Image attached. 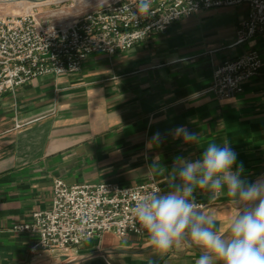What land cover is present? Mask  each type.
<instances>
[{
    "label": "crops",
    "instance_id": "crops-1",
    "mask_svg": "<svg viewBox=\"0 0 264 264\" xmlns=\"http://www.w3.org/2000/svg\"><path fill=\"white\" fill-rule=\"evenodd\" d=\"M249 11L201 10L130 51L90 56L76 75L44 76L0 97V264H195V247L159 253L148 236L112 233L34 258V235L13 226L50 208L56 179L135 186L152 176L165 192L176 158L195 160L210 141L236 151L248 182L264 177V35L232 46ZM251 51L262 68L243 93H210L216 66ZM180 125L201 143L174 138ZM194 195L227 233L237 214L231 198Z\"/></svg>",
    "mask_w": 264,
    "mask_h": 264
},
{
    "label": "built area",
    "instance_id": "built-area-1",
    "mask_svg": "<svg viewBox=\"0 0 264 264\" xmlns=\"http://www.w3.org/2000/svg\"><path fill=\"white\" fill-rule=\"evenodd\" d=\"M137 3L119 0L57 22L34 12L0 16V97L44 76L76 75L90 56L130 51L201 10L247 4L249 15L240 24L232 46L264 35V0H152L147 16L138 13ZM261 68L257 51L226 60L216 66L209 92L220 100L233 99ZM157 189L161 191L152 176L135 186L69 185L56 179L50 208L33 213L32 222L16 224L13 230L34 235L30 254L39 259L106 233L118 238L145 237L148 235L132 209L143 195ZM201 205L204 210L205 205Z\"/></svg>",
    "mask_w": 264,
    "mask_h": 264
},
{
    "label": "clouds",
    "instance_id": "clouds-1",
    "mask_svg": "<svg viewBox=\"0 0 264 264\" xmlns=\"http://www.w3.org/2000/svg\"><path fill=\"white\" fill-rule=\"evenodd\" d=\"M151 3L138 0V13L150 15ZM170 134L185 143H201L199 134L184 125ZM152 140L160 142L161 134L156 132ZM237 155L227 142H207L199 158H176L167 191L157 189L135 203L133 215L154 250L166 253L183 243L198 251L195 264H264V177L248 182ZM197 189L213 199L231 198L237 214L227 233L221 234L216 219L202 210L194 195Z\"/></svg>",
    "mask_w": 264,
    "mask_h": 264
},
{
    "label": "rangeland",
    "instance_id": "rangeland-1",
    "mask_svg": "<svg viewBox=\"0 0 264 264\" xmlns=\"http://www.w3.org/2000/svg\"><path fill=\"white\" fill-rule=\"evenodd\" d=\"M119 0H46L35 4L34 0L0 2V16H20L36 13L44 20L60 21L70 15L83 14Z\"/></svg>",
    "mask_w": 264,
    "mask_h": 264
},
{
    "label": "bare ground",
    "instance_id": "bare-ground-1",
    "mask_svg": "<svg viewBox=\"0 0 264 264\" xmlns=\"http://www.w3.org/2000/svg\"><path fill=\"white\" fill-rule=\"evenodd\" d=\"M11 1H16V0H0V2L7 3ZM36 1H42V0H36ZM41 2H35V4H40Z\"/></svg>",
    "mask_w": 264,
    "mask_h": 264
},
{
    "label": "water",
    "instance_id": "water-1",
    "mask_svg": "<svg viewBox=\"0 0 264 264\" xmlns=\"http://www.w3.org/2000/svg\"><path fill=\"white\" fill-rule=\"evenodd\" d=\"M43 1H46V0H43ZM34 2H42V1H36V0H34Z\"/></svg>",
    "mask_w": 264,
    "mask_h": 264
}]
</instances>
